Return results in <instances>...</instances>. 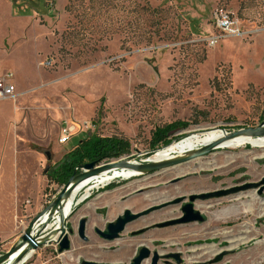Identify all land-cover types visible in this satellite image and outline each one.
Segmentation results:
<instances>
[{
	"label": "rangeland",
	"instance_id": "374dc122",
	"mask_svg": "<svg viewBox=\"0 0 264 264\" xmlns=\"http://www.w3.org/2000/svg\"><path fill=\"white\" fill-rule=\"evenodd\" d=\"M45 2L51 7L49 16L46 10L18 11L11 0H0V70H10L19 87L31 89L22 103V137L26 151L40 154L43 175L89 136L127 141L129 154L139 162L151 153V134L175 122L187 124L173 135L183 139L264 122V7L259 0ZM19 12L26 18H16ZM216 12L227 13L242 35L221 37L210 47L209 38L220 35L212 20ZM13 113L12 103L0 102V152L3 146L8 152ZM64 123L74 131L65 145H59ZM263 179L264 148L245 144L150 176L116 178L89 192L83 188L65 226L72 230L69 250L59 253L58 246L48 244L25 264H128L142 247L160 256L158 264H177L167 258L170 254L180 256L179 264H264ZM46 180L41 210L25 211L15 241L0 244V251L16 244L28 223L62 189ZM244 185L256 187L195 200L193 209L206 216L204 223L156 228L179 218L181 203L128 224L115 241H104L95 233L125 210L137 214L177 198ZM252 196L255 204L247 213L241 205ZM233 205L241 206L238 213L216 216ZM82 218L87 220L86 242L77 236ZM244 226L251 231L248 240L229 249L228 239L243 237ZM205 245H216L220 252H190Z\"/></svg>",
	"mask_w": 264,
	"mask_h": 264
},
{
	"label": "water",
	"instance_id": "95a60500",
	"mask_svg": "<svg viewBox=\"0 0 264 264\" xmlns=\"http://www.w3.org/2000/svg\"><path fill=\"white\" fill-rule=\"evenodd\" d=\"M221 132V137L209 142L203 146L197 148L190 155L174 158L166 161H152L150 157L155 155H149L150 153L143 154L147 156L144 160L134 162L133 159L136 156H125L120 160L111 161L108 163L96 165L94 163L85 164L75 170L72 176L69 178L67 183L62 186V189L54 200L36 217H34L27 225L26 229L19 237V241L14 244L7 252L0 255V264H25L26 257L33 253L38 248L48 245L55 244L58 246V252L62 253L69 250L70 243L68 236L72 234L71 229H66L67 218L63 214L62 205L71 197L73 191L81 185L83 182L97 177L102 173H109L112 170L115 171H130L132 175L129 177H143L150 176L156 173L163 172L165 170L175 168L191 161H197L215 151L221 149L223 143L236 139L238 137H244L251 140L264 139V122L257 127L245 128L237 130L235 132H226L224 129H215ZM186 139V138H184ZM181 142V141H179ZM177 142V143H179ZM167 148V147H165ZM163 148V149H165ZM128 179V178H127ZM264 187V179L262 180ZM256 185H244L241 187L233 188L228 191L213 192L202 195L189 196L187 199L177 198L171 202L161 204L149 208L141 213L134 214L129 210H125L120 216H118L114 222L108 223L104 230H95V233L104 241L112 242L120 237V234L124 232L125 227L134 222L135 220L150 214L151 212L160 210L162 208L181 204V216L173 221L164 222L157 224L156 228H164L176 224H190V223H204L206 216L200 214L198 211L193 209V202L195 200H207L211 198H218L230 194H235L240 191H245L251 188H255ZM188 201L187 203L185 201ZM56 222L58 226H55ZM87 220L82 218L79 220L77 225V236L80 240L86 242L85 236ZM220 255L215 258L214 262H218L224 256ZM176 259V263L179 264L178 255L167 256ZM148 259L150 264H158L160 256L154 252L150 254L147 248H140L137 255L128 264H143ZM82 264H97L92 262H82Z\"/></svg>",
	"mask_w": 264,
	"mask_h": 264
},
{
	"label": "crops",
	"instance_id": "0c3cea01",
	"mask_svg": "<svg viewBox=\"0 0 264 264\" xmlns=\"http://www.w3.org/2000/svg\"><path fill=\"white\" fill-rule=\"evenodd\" d=\"M5 71L10 70H0ZM14 85L16 97L6 101L13 104L15 113L13 123L8 124L13 129V135L7 142L8 152H3L6 149L4 146L0 152V244L6 245L15 241L17 230L25 222L24 212L29 214L41 210L43 190L48 183L40 172V154L26 151V141L22 137L26 128L22 103L31 89L19 87L15 78ZM30 202V207L25 206Z\"/></svg>",
	"mask_w": 264,
	"mask_h": 264
},
{
	"label": "trees",
	"instance_id": "16d2710c",
	"mask_svg": "<svg viewBox=\"0 0 264 264\" xmlns=\"http://www.w3.org/2000/svg\"><path fill=\"white\" fill-rule=\"evenodd\" d=\"M12 6L18 11L21 9H32L37 14H43L46 10V16H49L51 7L45 0H11ZM24 7V8H23ZM18 16H24L21 12ZM187 124L175 122L163 128L156 130L151 134L149 141L150 154L168 147L172 143H177L183 139V136L174 137L175 132L186 128ZM130 152L129 143L123 139L116 137H97L89 136L78 141L76 146L63 158L60 164L54 168H46L44 175L49 181L57 186H64L75 170L79 167L94 163H108L118 160L123 156H128Z\"/></svg>",
	"mask_w": 264,
	"mask_h": 264
},
{
	"label": "bare ground",
	"instance_id": "6f19581e",
	"mask_svg": "<svg viewBox=\"0 0 264 264\" xmlns=\"http://www.w3.org/2000/svg\"><path fill=\"white\" fill-rule=\"evenodd\" d=\"M219 137H221V132L216 131L215 129H212L210 131L207 130L206 132H203V133L192 134V135H189L186 139L180 140L181 142H179V143H172L167 148L156 151L155 152L156 154L153 155L152 157H150V160L159 162V161H166V160H171L174 158L184 157V156H187V155H190L191 153H193L200 146H203L209 142H212L213 140H215ZM245 144H248L249 146H251L253 148H264V139L251 140V139H247L244 137H238L236 139H233L231 141L223 143L221 146V149L236 148V147H240V146L245 145ZM131 175H132V173L130 171L112 170L109 173L105 172V173L100 174L97 177H93L91 179H88L87 181H85L81 185H79L73 191L71 197L62 205L63 214L65 216L70 215V213L72 211L73 204H74L75 197L81 189L87 188L86 192H89L90 190L97 188L100 185L103 186V184H105L111 180H114L116 178L127 179ZM90 183H92L93 185H91ZM88 185H90V186H88ZM85 196L81 197L79 199V201H82L85 198ZM255 200H256V198L254 196H252L250 199V202H247V203L241 205L243 211H245L247 213H251L252 207H253L252 203H254ZM263 204H264V201L260 203V205H263ZM241 206L240 205L239 206H237V205L230 206L229 208H227L226 210H223L221 213L217 214L216 216H221V217L225 216L226 211L229 213H232V214L238 213L241 209ZM55 226H58L57 222H56ZM234 229L236 230L238 228L236 227ZM243 232H244L243 237H239L236 239H234V238L228 239L229 249L237 248L240 244H243L248 240V235L250 234L251 231L249 230L248 227L244 226ZM190 252L192 254H196L197 252H201L202 255H212V254H216V253L220 252V250L216 247V245H208V246L205 245V247L203 246V247L192 248ZM31 255H32V253L26 257L25 263L29 260ZM194 257H196V256L194 255ZM189 259L191 260L193 258H189Z\"/></svg>",
	"mask_w": 264,
	"mask_h": 264
},
{
	"label": "built area",
	"instance_id": "2783aa9c",
	"mask_svg": "<svg viewBox=\"0 0 264 264\" xmlns=\"http://www.w3.org/2000/svg\"><path fill=\"white\" fill-rule=\"evenodd\" d=\"M259 4L264 7V0H259ZM213 25L219 37L213 36L209 38L208 44L214 47L221 37H241L240 28L227 13L216 12L213 15ZM16 97V89L14 85V75L11 71L0 72V102L14 100ZM74 127L64 123L59 128L58 144L65 145L73 135Z\"/></svg>",
	"mask_w": 264,
	"mask_h": 264
},
{
	"label": "flooded vegetation",
	"instance_id": "af4514ba",
	"mask_svg": "<svg viewBox=\"0 0 264 264\" xmlns=\"http://www.w3.org/2000/svg\"><path fill=\"white\" fill-rule=\"evenodd\" d=\"M0 253L2 254V253H4V252L0 251ZM1 254H0V255H1ZM171 255H175V254H170L169 256H171ZM169 258H171V259H173L174 261H176V259H174V258H172V257H169ZM178 260L181 262L180 256H178Z\"/></svg>",
	"mask_w": 264,
	"mask_h": 264
}]
</instances>
